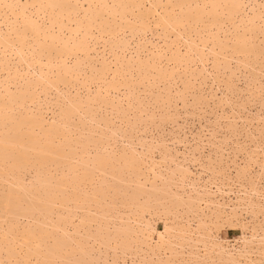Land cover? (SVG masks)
I'll return each instance as SVG.
<instances>
[{
	"label": "rangeland",
	"instance_id": "obj_1",
	"mask_svg": "<svg viewBox=\"0 0 264 264\" xmlns=\"http://www.w3.org/2000/svg\"><path fill=\"white\" fill-rule=\"evenodd\" d=\"M81 1H79V3ZM250 1L251 0L241 1L246 4H243V11L239 13L240 15L238 14L239 17L244 16V12L247 16L252 14L251 11L248 10L251 6ZM256 1L258 3L262 2V0ZM20 2L24 4L25 0H20ZM82 4L83 7H86L85 3ZM29 11L32 12L33 8H29ZM26 12L28 13V11ZM0 15H3L2 11L0 12ZM33 18L35 17L33 16ZM261 18L260 20L255 19L253 25H250H255L253 27V31H255V33H252V36H247V41L252 44L251 46L254 45L253 48H256L258 51L256 56L249 55L247 56V60L246 56L243 57L241 54H232V49L230 50V48H228L226 51L222 52V55H218L216 57L213 53L208 51V49H210V43H207L206 47H204V49L202 48L203 50L200 45H198V50L201 49L202 52L204 51L202 53L203 62L201 63L198 61L197 57L193 56V54H190V57L188 55H183L184 49L181 47L179 50L180 54L183 55V59H181L182 62L180 64L182 67L180 65L176 66L173 63L166 62L165 58L158 59V65L160 68L158 65L157 66L159 70L161 69L160 71H163L162 69H165L163 71L164 78L156 76L155 72L150 68H146L138 74L134 70V64L137 57L140 61L145 60L147 56L150 55L152 50L154 53L156 47L160 45L163 46V42L170 44L173 36H170V38H162L161 35H158L160 31L155 30L153 27H150V30L143 35L144 37L139 36L137 39L136 37L131 38L130 35L127 34L128 32H125L126 36L125 33L124 35L121 34L122 36L119 35L118 38L122 40L125 39L124 41L128 42L127 44H129V46L127 47L126 45L124 48L126 50L128 49L127 51L124 49L122 51L115 49L114 52L117 56L122 60H128L131 58L133 60L136 57V59L131 61L132 67L130 68L131 70L129 69L131 74L127 70L125 72L126 74H123L122 78H117L118 82L114 79L115 82H117L119 89L109 92L108 95L112 98H109L108 95L106 96L107 105L100 106L98 103H92L93 106L91 105L90 109H85L87 107L82 105L76 113H71L67 117V124L69 123L68 128L70 127L69 130L72 133L69 134L71 140L69 146L64 148V152L79 153L80 144H84L86 146V150L89 152V158H92L90 157L91 155H105L114 151V157H117L118 154L124 153H126L125 155L131 156L134 160L139 157V161L136 160V164L138 165H136V167H128L127 165L120 164L117 166V163H114L113 169L108 170L109 174H113L111 177L107 174V170L104 175L96 173L97 175L95 174V178L91 185L82 186L79 190H77V203L72 200L74 198L72 189L68 187L63 196H68L67 199H70L65 203V205H60L59 199L55 200V205L51 206L50 213H47V211L45 212L38 205V198H41L44 195L41 189L34 192V195L31 197L29 196L26 198L25 195H21L19 204L14 209H0V264H24L25 262L27 264H41L40 260L42 258H35V256L29 255H31L36 248L41 252V255H43L45 253L44 251L47 248H50L56 240H63L68 245L71 242L70 240H72V242L68 247L70 250L68 251L67 249L65 254H62V259H52L50 261L52 264L255 263L256 260L259 259L257 256V248L260 246H258L255 239L260 238L262 235L260 229L264 228V159H262L264 158V58H262L264 57V39H261L264 38L261 34V32H264V24L262 23L261 25L263 20V18L262 20ZM0 20V31L4 34V24L6 21H11L13 19L9 15L0 16ZM37 20L38 19H36V21ZM108 20L109 25L111 24L110 27H114V24L110 23V19ZM219 20L225 21V17L221 16L219 17ZM116 23H118V21H116ZM207 23L208 21L205 18L204 25H207ZM222 24L223 25H220L221 27H219L227 32L225 34L219 32L220 36L218 35V38L220 41L225 40V37L230 36L232 33L235 34L238 32L239 34H242L243 32L241 31H244L242 27H239L240 29L238 28L234 32L230 26L228 28H223L224 25L227 27L228 24L226 22ZM70 26H73V24ZM198 29L200 30V27ZM156 31L158 33H156ZM211 31L214 32L215 28L212 27ZM91 33H93V38H90L89 41L87 39V42L90 43L87 46L90 51L87 53L89 57L82 58L84 57L83 55H77L78 60L84 59L79 65V76L78 74L76 78L66 76V85L62 83H55L54 80H51L52 84H44L31 89L27 98L22 101V107L15 109L16 107L14 106L12 111H8L10 112L8 114L12 116L11 118L17 117L25 108L27 109V112L41 114L43 121L48 124L51 121L50 110L57 113L59 108H64L67 105L68 100H76L82 103L87 95L92 96V94H94L97 89V83L90 82L88 77L93 75L88 70V65L92 64L93 67L99 68L101 62L105 61L109 63L111 70L114 69V66L110 63L112 58L108 54L107 47L104 50L101 47V39H99V42L97 41V43H92L95 46L97 45L99 47L98 49L97 46L94 48V45V47H90L92 45L90 41H94L95 34L98 37L95 30H92ZM254 34L256 37H254ZM202 35L205 36V34ZM250 37L252 38L250 39ZM26 39L24 41L27 52L24 49V53L27 54H25L24 58L27 62H31V58L28 56V50L30 51L29 47L32 38L30 36H26ZM190 39L199 44L198 37H196L194 33H190L188 41H190ZM136 40H138V43H136ZM142 41L145 43L143 44ZM99 43L101 46H99ZM135 43L138 44V49ZM229 43L230 42H228V44ZM148 44H152L151 46L149 45L150 48L148 47ZM17 47L18 44H14L13 49H16ZM91 50L93 51L91 52ZM135 50H137V53ZM214 50L215 53H217V49L215 48ZM1 51L2 48H0V52ZM94 51L96 54H94ZM133 51L135 53H133ZM259 51L261 53H259ZM91 54L93 57H90ZM206 54H208V56ZM12 55L13 54H7V52L0 54V61L4 64V70L0 71V80L9 74V83H11V85L9 84L10 86L8 85V88L11 93L15 94L18 90L23 88L25 84H33L36 81L38 75L36 74L38 73V65L33 64L31 68L29 67L28 69L25 66L26 64L24 61L18 60L17 56ZM96 55L98 57L97 59ZM73 59L75 60L74 57L67 59V61H65V66H67L66 64L68 63V65H70L68 67H71V64H73L71 62H74ZM90 59L91 61H89ZM220 60L222 61L221 63ZM42 61H45V58H42L41 62ZM86 62L87 65L84 66ZM223 66H229V70L228 68H225V70L221 69L224 72L221 71L220 68H223ZM24 70L26 73H24ZM16 71L17 75L11 76ZM31 71L32 75L30 76ZM71 75L74 76V74ZM108 76L111 77V73H108L106 76L107 81L110 79ZM51 78L54 79L53 76ZM21 81L23 82L21 83ZM124 84L126 86H122ZM1 92L2 89L0 88V93ZM176 92L179 94L177 95ZM29 99H32V101L29 102ZM82 120L84 121L82 122ZM9 122L10 121L8 120L5 121L4 129L7 128ZM111 132L113 134H111ZM81 134L82 136H80ZM89 134H91V136H89ZM85 135L88 137H85ZM102 147L104 148L103 151ZM254 147H257V149ZM169 157L172 159L170 160ZM247 157H249V159ZM76 162H78L77 158L71 160L69 164H75ZM141 162L144 164H141ZM28 164L30 165H28L25 169H21L19 172L14 174L20 178L22 185H36L35 178L40 175L37 171H35V165L33 164L32 159H30ZM116 167H120V169H117ZM47 169L50 171L49 174L52 175L53 179L59 178L62 173H65V168L62 166L56 168V170L51 168V166L47 167ZM157 175H160L162 178L160 176H158V178H154L157 177ZM113 177L115 179H113ZM3 180L6 181V183ZM10 180L11 177H9V175H0V184L2 183L0 185V197L6 195V190L8 188L7 181ZM121 181L125 183H120ZM158 187H160L159 190ZM217 188L218 190H216ZM94 189H101L102 192H97L93 195L90 191L93 192ZM251 189L254 190V192ZM222 191H224V194ZM249 191L251 193H249ZM83 193L87 195H83ZM255 193H257V195H255ZM59 196L60 195H58V197ZM199 199L200 201L196 202V200L198 201ZM243 199H245V201ZM249 201L255 204L252 208H255L256 210L253 209V211L250 209L251 207H247L246 204H248ZM107 204H110V207ZM260 208H262V210ZM215 211L218 212L216 213ZM56 218L57 220H55ZM145 220L148 221V223ZM38 221L40 223H38ZM44 222L48 224L47 227L44 226ZM41 224H43V226H41ZM48 226H51L53 229ZM126 226L130 227V232L129 227L128 230H126ZM152 227H154V232H151ZM10 228H17L18 230L34 228L33 230L38 231V237L31 241L33 244L30 243L28 248L21 245L17 239L12 238L13 235L7 231ZM163 228H167L168 231H163ZM173 228H175V230H179L175 231ZM249 228H255L258 232L255 233L252 230L251 232ZM209 230L211 233L208 232ZM158 231L162 234V241H159L156 237V233ZM190 231L198 232H191V235ZM245 231H247V233H245ZM178 232L179 235L177 234ZM181 232L185 235H180ZM149 233L152 235L150 236ZM196 233L200 234L195 236ZM101 235L103 236L102 239ZM198 235H202L203 237ZM250 235L257 237L253 239ZM164 237H167L166 241ZM189 239H191V241ZM218 239L220 240L218 241ZM66 240L70 242L68 243ZM148 240L151 242H148ZM194 241H199L201 244L204 243V246L197 242L195 244ZM228 242L232 246H230ZM80 243L83 244L79 245ZM171 244H174L175 246ZM36 245L38 247H36ZM176 245H178V247ZM216 246H220L222 248L225 247L223 250L224 253L227 251L231 252L234 261H229V258L227 256L225 257V255L219 257L216 252L214 255L213 253ZM210 247L212 248L209 249ZM157 248H160V250L158 251ZM167 248H170V252ZM66 252L70 255L66 254ZM238 252H240V255L242 256L244 254L249 256L244 255L240 258ZM242 252L246 253L242 254ZM67 258L69 259L64 262ZM222 258H224V260H222ZM225 258H227L228 261Z\"/></svg>",
	"mask_w": 264,
	"mask_h": 264
},
{
	"label": "bare ground",
	"instance_id": "obj_2",
	"mask_svg": "<svg viewBox=\"0 0 264 264\" xmlns=\"http://www.w3.org/2000/svg\"><path fill=\"white\" fill-rule=\"evenodd\" d=\"M79 1H81V0H25V3L22 4L20 2V0H0V12L1 11L3 12V15H0V16H9L10 15L12 17V19H13L11 21H6V23L4 24V26H5L4 34L0 31V48H2V51L0 52V54H4V53L7 52V54H13L12 56H14V55L17 56L18 60H21V61L25 62V64H26L25 66L28 69H29V67L31 68V66L33 64H37L38 65V73H36L38 75H37L36 81L33 84H31V83L25 84L23 86V88L18 90L15 94L11 93L9 88H8V85L9 84L11 85V83H9L10 82L9 74H7L2 80H0V88L2 89V92L0 93V175L4 174L6 176L9 175V177H11V180L7 181L8 188L6 190L7 191L6 195L0 197V209H14L19 204V199H20L21 195H25L26 198L29 197V196L31 197V196L34 195V192H37V191H39V189H41L42 192L44 193V195H43V197L38 198V200H37L38 205L45 212L47 211V213H50V211H51L50 208H51V206L55 205V200L59 199L60 205H63V204L65 205V203L70 199V198L67 199L68 196H66V197L63 196V194L65 193V191H66V189L68 187L72 189V194L74 196V198L73 199L71 198V199L76 201V200H78L77 190H79L82 186L91 185L93 180H94V178H95V174L96 173H100V174L104 175L106 173V170H107V174L110 175L109 177H111L113 174L112 175L109 174L108 170L113 169L114 163H117V166H119L118 164H120V165H127L128 167H136V165H138V164H136L137 163L136 160L139 161V157H138V159L134 160L131 156L125 155L126 153L118 154L117 157H114V153H115L114 151L113 152H109L108 154H105V155H102V154H95L94 156L91 155L90 157H92V158H89V152L86 150V146L84 144H80V152L79 153L69 152V151H68L69 153H65L64 152V148L66 146H69V143H70V140H71V138L69 137V134L72 133L69 130L70 127L68 128V126H69L68 124L69 123L67 124V117L71 113H76L81 108L82 105H85V107H87L85 109H90L92 103H98V104H100V106L101 105H107L106 96L109 94L110 91H115V90L119 89L118 86H117V82H118L117 78L118 77L122 78L123 74L125 75L126 74L125 72L127 70L129 71V69L132 67L131 61L136 59V57H135L133 60H132V58L128 59V60H122L114 52L115 49H117V50L119 49V51H122L125 48L126 45H127V47L129 46V44H127L128 42L124 41L125 39L122 40V39L118 38L119 35H121V34L124 35L125 32L126 33L128 32L127 34H129L131 38L136 37V39H137V37L139 38V36L141 37L147 31H149L150 27H153L155 30H159L160 31L158 35H161L162 38H170V36H173V39L171 38L170 44H168L166 42H163V46L160 45V46L156 47V50H155L154 53L152 52L153 51L152 50L150 52V55L147 56V58L145 60L140 61L139 58L137 57V60L135 61L134 70L138 74H140V72L145 70L146 68H150L151 70H153L155 72V75L158 76L159 78H164L163 71L165 69H162L163 71H160L161 69L159 70L160 66L158 65V61H159L158 59L165 58L166 62H170V63H173L176 66H179L181 64V62H182L181 59H183V55H188L190 57V54H193V56L197 57L198 61L202 63L203 62V58H202L203 54L202 53L204 52V51L202 52V50L204 49V47H206L207 43H210V49H208V51L210 53H213L216 57L218 55H222V52L226 51L228 48H230V50L232 49V51H231L232 54H237V55L241 54V55H243V57L246 56L247 60H248L247 56H249V55L256 56L258 54L257 49L253 48L254 45L251 46L252 44H250V42L247 41V36H252L251 34L255 33V31H253L254 30L253 27L255 25L254 26H250V25H253V22H254L255 19H259L260 20V18L262 17L263 20L261 18V20H262L261 25H262V23L264 24V22H263L264 21V0H262L261 3H258L256 0H251L250 1L251 2L250 3L251 6L249 5L250 8L249 9L246 8V9L251 11L252 14H250V15H252V16H250V15L247 16L245 14V12H244V16H240V17L238 16V14L243 11V9H242L243 8V4L244 5L246 4V3L241 2L242 0L241 1H238V0H82L80 3H79ZM245 2H247V1H245ZM82 3H85L86 7H83ZM6 4L19 5L20 7L19 8H15V9H11V8L10 9H5L3 7V5H6ZM29 8H33V11L30 12ZM26 11H28V13ZM33 16L35 18H33ZM221 16L225 17V21L219 20V17H221ZM205 18L208 21L207 25H204V19ZM4 19H2V20H4ZM36 19H38V20L36 21ZM108 19H110V21H111L110 23L114 24V27H112V28L110 27L111 24L109 25V22H108L109 20ZM116 21H118V23H116ZM224 22H226L228 25H227V27H225V25H224L223 28H228L230 26V28H232L233 31L235 32L239 27H242V29L244 31H241V32H243V33L239 34L237 32L239 35L237 33H235V34L232 33L230 36H226L225 37V40H223L224 42L220 41L219 38H218L220 36L219 32H221L222 34H225L227 32L226 30H224V29L222 30L220 28L221 27L220 25H223L222 23H224ZM71 24H73V26H70ZM0 26H1V24H0ZM199 27H200V30L198 29ZM212 27L215 28L214 32L211 31ZM259 29H261V28H259ZM92 30H95L97 32L98 37L94 33L96 37L94 36V41H90L91 44L93 42L97 43V41L99 39H101L100 43L102 42V46L100 45V43H99V46H101L103 48V50L107 47L108 54L112 58V60L109 59V60H111L110 63L113 64V66H114V69L111 70L110 66H109V63H107L105 61L101 62V65H100L99 68L98 67H93L92 64L88 65L87 68L90 71V73H92V75H93V76L88 77V78L90 79L91 83H97L96 84L97 85L96 86L97 89L94 92V94H92V96L87 95L85 97L84 102H82V103L79 102V101H76V100H68L67 105L64 108H59L57 113L52 111V110H50L51 121L49 120L50 123H48V124L43 121V119L41 117V114H34L32 112H27V109H25V108L24 109L22 108L23 109L22 112H20L17 117L11 118L12 116H10L8 114V113H10L8 111H12L14 109L13 108L14 106L16 107L15 109H19L20 107H22V101H24L27 98V95L29 94L31 89L35 88L36 86H40V85H44V84H52L51 80H54L55 83H62V84L66 85V76H71V77H74V78H76L77 74L79 76V74H80L79 65H80V62L83 61L84 59L78 60V58H77L78 56L77 55L78 54H81V56L83 55L84 57H82V58L89 57V55L87 53H89L90 51L88 50L87 46L90 43L87 42V39L89 41L90 38H93V35H92L93 33H91ZM126 33H125V36H126ZM156 33H158V32L156 31ZM190 33H194L195 36L198 37V43L199 44H197L192 39H190V41H188ZM202 34H205V36H203ZM261 34L264 36V32H261ZM26 36H30L32 38V41H31L30 47H29L30 51L28 50V56H30L31 62H27V60L24 58L25 54H27V53H24V51L26 50V48H25L26 44H25V41H24L26 39ZM201 36H203V37H201ZM222 36H224V35H222ZM199 37H201V38H199ZM254 37H256L255 34H254ZM251 38L252 37H250V39ZM261 39H264V38H261ZM141 40H142V38H141ZM258 40L261 41L260 39H258ZM137 41L138 40H136V43H138ZM148 41H149V39H148ZM254 41H255V39H254ZM142 42H143V44L145 43L144 41H142ZM146 42H147V40H146ZM228 42H230L231 45H230V43L228 44ZM139 43H140V41H139ZM14 44H16V45L18 44V47L16 49H13ZM256 44H257V41H256ZM93 45L94 44H92L90 47H94L95 46V45L94 46ZM131 45H130V48H131ZM149 45L150 44H148V47H149ZM198 45H200L201 49L202 48L203 49L202 50L201 49L198 50ZM96 46L94 48H96ZM101 47H100V49H101ZM134 47H135V45H134ZM136 47L138 49V44H136ZM153 47H154V44H153ZM171 47H174V48H171ZM181 47L184 49V51H183L184 54L183 55L180 54L179 48H181ZM98 48L99 47L97 46V49ZM215 48L217 49V53H215V50H214ZM93 50H91V52ZM124 50H126V49H124ZM263 50H264V45H263ZM126 51H124V52H126ZM26 52H27V50H26ZM103 52H105V51H103ZM135 52L137 53V50H135ZM135 52L133 51V53H135ZM146 52H148V51H146ZM259 53H261V52L259 51ZM94 54H96L95 51H94ZM91 55H90V57H93V55L92 56ZM206 55L208 56V54H206ZM123 56H124V54H123ZM71 57L75 58V60L73 59L74 62H71V63H73V64H71L72 66L68 67V66H70V65H68V63L66 64L67 66H65V63H66L65 61H67V59H69ZM42 58L43 59L45 58V61L41 62ZM97 58L98 57L96 55V59ZM204 58H205V56H204ZM262 58H264V57H262ZM89 61H91V59ZM221 62L222 61L220 60V63ZM86 65H87V62H86V64L84 66H86ZM157 65L159 66V68H158ZM218 66H220V65H218ZM3 67H4V64L0 61V71L4 70ZM228 67L229 66H227V67L223 66V68H220V70L221 69L225 70V68H228ZM185 70H186V68H185ZM223 70H221V71H223ZM228 70H229V68H228ZM129 72H127V73H129ZM24 73H26V71ZM108 73H111V77L108 76V77H110V79L107 81L106 76L108 75ZM71 74H74V76H72ZM130 74H131V72H130ZM16 75H17V71L14 72L13 75H11V76H16ZM31 75H32V71L30 73V76ZM155 75H153V76H155ZM230 75H231V73H230ZM52 76L54 77V79L51 78ZM166 77H167V75H166ZM129 78H130V76H129ZM114 79H116L117 82H115ZM120 79H119V81H120ZM73 80H75V79H73ZM22 82L23 81H21V83ZM218 82H219V80H218ZM13 83H15V82H13ZM84 83H82V84H84ZM118 85H119V83H118ZM157 85H158V83H157ZM122 86H126V85L124 84ZM72 88H74V87H72ZM253 89H254V87H253ZM178 94L179 93H177V95ZM110 96H112V95H110ZM108 97H109V95H108ZM123 97H125V96H123ZM64 98H65V96H64ZM109 98H112V97H109ZM31 101H32V99H29V102H31ZM18 102H20V103H18ZM54 102H56V101H54ZM113 105H114V103H113ZM131 110H132V108H131ZM88 111H86V112H88ZM118 112H119V108H118ZM7 120L10 121V122H9V125L7 126V128L4 129L5 121H7ZM84 120H86V119H84ZM84 120H82V122ZM97 120H98V118H97ZM85 122H88V121H85ZM124 123H126V122H124ZM226 127H227V125H226ZM73 129H75V128H73ZM73 133H74V131H73ZM111 134H113V133L111 132ZM80 136H82V134ZM86 136L87 135H85V137ZM89 136H91V134H89ZM105 148H107V147H105ZM110 149H112V148H110ZM255 149H257V147ZM103 150H104V148L102 149V151ZM74 151H76V150H74ZM123 152H125V151H123ZM253 154H255V153H253ZM259 155H260V153H259ZM249 157H247V158L249 159ZM76 158L78 159V162H76L75 164H69V162L71 160H74ZM30 159H32L33 164L35 165V171H37V173L40 176L35 178L36 185L32 184L30 186H24V185H22V182H21L20 178L17 175H15L14 173L19 172L21 169H25L28 165H30V164H28ZM169 159H170V157H169ZM262 159H264V158H262ZM148 163H149V161H148ZM141 164H144V163L141 162ZM5 165H7V166H5ZM49 166H51V168H54L55 170H56V168L62 166L63 168H65V173H62V175L59 178H54L53 179L52 175L49 174L50 171H48V169H47V167H49ZM177 167H179V166H177ZM116 168L120 169V167H116ZM263 168H264V166H263ZM79 169H80V171H79ZM123 169H126V168H123ZM134 172H136V171H134ZM171 174H173V173H171ZM134 176H135V174H134ZM136 176L139 177L138 175H136ZM158 176H160V175H157V177H154V178H158ZM100 178H102V177H100ZM113 179H115V178L113 177ZM4 182L6 183V181H4ZM99 183H100V181H99ZM120 183H125V182L121 181ZM128 183H131V182H128ZM134 185H135V183H134ZM138 185H139V183H138ZM159 188L160 187H158V190H159ZM252 188H254V187H252ZM216 190H218V188ZM250 191H249V193H251ZM252 191L254 192V190H252ZM85 192H86V190H85ZM90 192L94 195L97 192H102V190L101 189H94L93 192L92 191H90ZM223 192L224 191H222V193ZM257 193H255V195H257ZM58 195H60V196L58 197ZM83 195H87V194L83 193ZM132 195H133V193H132ZM169 195H171V194H169ZM173 195H172V197L174 198ZM175 196H177V195H175ZM200 199L198 201L196 200V202H199ZM259 199H260V197H259ZM98 200H99V198H98ZM243 200L245 201V199H243ZM76 203H77V201H76ZM203 203H207V202H203ZM107 205H109V207H110V204H107ZM246 205H247V207H251L250 209H252V210L255 209V208H252L255 204L250 202V201ZM98 206H100V205H98ZM184 206L187 207L186 205H184ZM190 206H189V208H190ZM133 207H135V206H133ZM189 208H187V209H189ZM94 209H96V208H94ZM245 209H246V207H245ZM260 209L262 210V208H260ZM247 210H249V209H247ZM135 213H138V212H135ZM104 214H106V213H104ZM100 215H101V212H100ZM228 215H230V214H228ZM97 216H99V215H97ZM104 216H103V218H104ZM100 217H102V216H100ZM208 218H210V217H208ZM107 219H108V217H107ZM55 220H57V218ZM127 221H129V220H127ZM146 222L148 223V221H146ZM235 222H237V221H235ZM38 223H40V222L38 221ZM134 223H136V222H134ZM43 224H44L45 227H47V225H48L45 222ZM43 224H41V226H43ZM198 224H202V223H198ZM219 224H220V222H219ZM48 227H51V226H48ZM54 227H57V226H54ZM128 227L129 226H126V228H127L126 230H128ZM165 227H167V226H165ZM114 228H116V227H114ZM33 229L18 230L17 228L16 229L15 228H10L7 231H8V233L10 232L11 235H13V237H12L13 239H17L21 243V245H23L25 247H28L30 245L31 241L38 237L37 236L38 235V231H35ZM117 229H119V228H117ZM163 229H164L163 231L167 230V228L166 229L163 228ZM173 229L175 230V228H173ZM249 229H250V231L252 230L255 233L258 232V231H256L255 228H252V229L249 228ZM124 230H125V224H124ZM139 230H141V229H139ZM150 230H151V228H150ZM178 230L179 229H177L175 231H178ZM260 230L262 232V235L260 236L259 239H255L257 241L258 246L260 245L259 247L257 246L258 248L256 247L257 248V256L259 257V259H257L255 263L250 261L251 264L252 263L253 264H264V228H262ZM130 231L131 230H130V227H129V232ZM61 232H63V231H61ZM117 232H118V230H117ZM122 232L124 233L123 230H122ZM151 232H154V227H152ZM182 232H184V231H182ZM182 232H181L180 235L183 234ZM191 232L192 231H190V233ZM194 232H198V231H194ZM194 232H192V233H194ZM208 232L211 233L210 230ZM4 233H6V232H4ZM8 233H7V235H8ZM134 233H135V231H134ZM186 233H188V232H186ZM190 233H188V234H190ZM192 233H191V235H192ZM245 233H247V231H245ZM156 234H157V236L156 235L155 236L157 237V239L159 241H162V234L159 233V231ZM177 234L179 235V232ZM188 234H186V235H188ZM197 234H200V233H196L195 236ZM11 235H10V237H11ZM151 235L152 234H150V236ZM175 235H176V233H175ZM183 235H185V234H183ZM198 236H202V235H198ZM250 236L253 239L257 237V236L255 237V236H252V235H250ZM241 237H242V235H241ZM51 238H49V239H51ZM102 238H103V236L101 235V239ZM166 238H165V241H166ZM145 239H148V238H145ZM220 239H218V241ZM249 239H250V237H249ZM172 240H174V239H172ZM185 240H188V239H185ZM189 240L191 241V239H189ZM196 240H198V239H196ZM66 241L68 243L70 241L72 242V240H70V241L66 240ZM119 241H120V239H119ZM182 241L185 242L184 240H182ZM142 242H144V241H142ZM148 242H151V241L148 240ZM194 242H195V244H196V242L201 244L199 241H194ZM70 243H69V245H70ZM235 243H236V241H235ZM31 244H33V243H31ZM37 244H39V243H37ZM43 244H45V243H43ZM81 244H83V243H80L79 245H81ZM174 244H171V245H174ZM203 244L204 243H202L201 245H203ZM69 245L63 240L62 241L56 240L50 246V248H47L44 251L45 253L43 255H41V252L36 248V250H34L33 253H31V255H29V256H35V258H38V257L42 258L40 260L41 264H52L50 262L52 259H55V258H61L62 259L61 256H62V254H65V251H67ZM76 245H77V243H76ZM164 245H165V243H164ZM178 245H176V246L178 247ZM230 246H232V245L230 244ZM241 246H242V243H241ZM36 247H38V246L36 245ZM82 247H83V245H82ZM154 247H156V246H154ZM206 248H205V250H206ZM211 248L212 247H210L209 249H211ZM157 249H158V251L160 250V248H157ZM224 249H225V247L222 248L220 246H216L215 247V251H214L213 254L215 255V252H216V254L219 257H222V256L225 255V257L227 256L229 258L228 259L229 261H234L231 252L227 251V252L224 253V251H223ZM232 249H233V247H232ZM24 250H25V248H24ZM69 250L70 249H68V251ZM80 250H82V249H80ZM167 250H169V252H170V248H167ZM208 252H209V250H208ZM70 253H71V251H70ZM238 253L237 254L239 255L240 258H242L244 255H247V254H244L246 252H242V254H244L243 256L240 255V252H238ZM247 253H248V251H247ZM250 253H251V251H250ZM66 254L70 255L67 252H66ZM68 255H66V256H68ZM167 255H168V253H167ZM172 255H173V253H172ZM175 255H177V254H175ZM193 256H195V255H193ZM247 256H249V255H247ZM196 258H198V257H196ZM244 258H246V257H244ZM28 259H29V257H28ZM68 259L69 258L65 259L64 262H66V260H68ZM206 259H205V261H206ZM225 259L227 260V258H225ZM55 260H57V259H55ZM222 260H224V258H222ZM217 262H218V259H217ZM235 262H236V260H235ZM247 262H249V261H247ZM231 263L232 262H230V264ZM24 264H27V263L25 262ZM61 264H63V263H61Z\"/></svg>",
	"mask_w": 264,
	"mask_h": 264
},
{
	"label": "snow or ice",
	"instance_id": "obj_3",
	"mask_svg": "<svg viewBox=\"0 0 264 264\" xmlns=\"http://www.w3.org/2000/svg\"><path fill=\"white\" fill-rule=\"evenodd\" d=\"M3 7L5 9H15V8H19L20 6L19 5H12V4H6V5H3Z\"/></svg>",
	"mask_w": 264,
	"mask_h": 264
}]
</instances>
